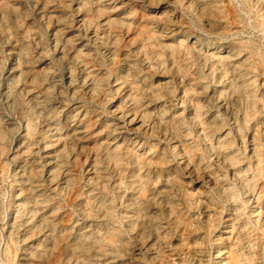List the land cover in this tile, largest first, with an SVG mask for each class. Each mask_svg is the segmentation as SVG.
Instances as JSON below:
<instances>
[{"label": "bare ground", "instance_id": "1", "mask_svg": "<svg viewBox=\"0 0 264 264\" xmlns=\"http://www.w3.org/2000/svg\"><path fill=\"white\" fill-rule=\"evenodd\" d=\"M128 1L170 15L143 18L134 47H123L124 21L83 38L92 53L77 65L99 60L103 73L78 83L90 102L69 101L89 108L109 93L124 102L95 146L84 145L81 127L61 135L47 104L21 93L59 147L24 159L31 170L12 168L20 190L6 213L0 199V264H264V0ZM84 13L86 30L102 17L94 6ZM72 145L92 152L79 172L87 181L72 175ZM14 152L0 138V155Z\"/></svg>", "mask_w": 264, "mask_h": 264}, {"label": "rangeland", "instance_id": "2", "mask_svg": "<svg viewBox=\"0 0 264 264\" xmlns=\"http://www.w3.org/2000/svg\"><path fill=\"white\" fill-rule=\"evenodd\" d=\"M91 6H94L102 17L101 20L96 18L94 26L86 30L83 23L86 19L84 12ZM140 7L141 3H131L128 0H0V138L3 139L6 149L12 147L15 151L11 155L9 153L0 155V199L5 213L13 199L12 189L15 188V192L20 190L12 178V168L25 167L22 161L26 158L30 162L34 158L40 159L43 152L39 149L48 147L49 151H53L59 147L55 141L59 135L49 136L51 132L44 128L43 118L39 117V114H34V110L28 106L21 93L32 90V97H36L37 103L47 104L43 105L45 106L43 112L52 115L54 127L62 130L61 135L67 129L70 132L75 127H81L86 134L84 145L89 148L95 146L98 143L95 139L99 135L102 137V133L111 127L110 120L116 117L114 111L118 112L124 106V102L118 97L111 99L109 93L95 102L91 101L93 106L90 105L89 108H81L82 105L73 106L69 101V98L74 97L90 102V96L84 94L89 89L86 87L81 89L79 86L82 84L78 83L88 77L86 81L91 85L92 80L103 73L99 60L95 62L92 60L93 64H89L88 67L83 63L77 65L85 59V54L92 53L85 49L86 43L83 38L88 36L93 39L103 34L106 36L108 33L106 24L109 21H124L131 29L129 31L126 27L121 29L123 47L126 45L134 47L132 39L137 33L136 27L143 18L160 20L170 15L169 10L165 8L141 10ZM179 37L181 36H178V39ZM54 79L57 83L63 79V85L66 84L63 86L65 90L62 86H56ZM70 82L71 86H68ZM114 87L112 84L109 91ZM181 89L182 86H179L176 103L183 97ZM183 112L185 117H189L188 109ZM28 124L34 126V131L28 130ZM14 138L17 140L16 143L13 141ZM108 141L104 137L100 143L108 144ZM68 143L70 144L69 141ZM71 148L68 160L71 170L73 168L72 175H78V178L82 179L86 177L87 181L88 174L83 177L79 172L85 169L87 173L89 170L87 163H83L92 159V152L81 150L74 145ZM243 148L241 147L244 151ZM25 150L32 152L33 159L30 153L23 154ZM25 168L31 170V164ZM165 179L167 176L162 175L160 183H157L158 190L166 188L163 186ZM182 181L185 182H181L185 188L190 187L187 179ZM182 190L184 191V188ZM81 195V200L85 201L87 195L84 190L81 191ZM114 200L112 211L116 214L123 213V206L118 200ZM60 204L65 207L64 220L70 221L71 218L67 217V214L73 217L71 208L66 207L63 202ZM231 215H233L231 212L226 215L225 220H230L226 225L232 224ZM256 220V216H252V221ZM116 226L123 235H127L124 228L119 226V222ZM219 235L218 232L214 233L213 240L216 241ZM226 236L223 235L224 238ZM12 241L16 249L19 240L15 237L9 243ZM3 246L4 241L1 243V247Z\"/></svg>", "mask_w": 264, "mask_h": 264}]
</instances>
